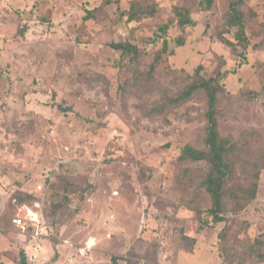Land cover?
<instances>
[{
  "label": "rangeland",
  "instance_id": "rangeland-1",
  "mask_svg": "<svg viewBox=\"0 0 264 264\" xmlns=\"http://www.w3.org/2000/svg\"><path fill=\"white\" fill-rule=\"evenodd\" d=\"M232 1L0 0V264H19L21 250L28 264H264V167L256 198L227 196L215 222L208 164L179 159L186 144L205 148L207 104L203 91L172 98L221 71L230 186L264 163V0L241 6L247 48ZM174 6L196 23L181 26ZM117 42L135 44L136 59ZM28 209L47 227L39 236L13 222Z\"/></svg>",
  "mask_w": 264,
  "mask_h": 264
},
{
  "label": "trees",
  "instance_id": "trees-1",
  "mask_svg": "<svg viewBox=\"0 0 264 264\" xmlns=\"http://www.w3.org/2000/svg\"><path fill=\"white\" fill-rule=\"evenodd\" d=\"M107 2L111 0H106ZM214 0H206L207 6L211 7ZM244 0H234L229 5V20L228 23L231 26L237 28L235 39L237 44L247 48L249 45V38L246 33V26L244 20V14L241 9ZM137 6V5H136ZM135 4L132 5L129 12V19L134 20L137 18L135 13ZM174 11L178 17V22L181 26L194 25L196 20L191 16V12L188 8L182 6H174ZM92 11H88L84 19L91 17ZM24 29L20 28L18 34L24 35ZM158 34V33H157ZM223 41L231 46H234V42L227 38H222ZM178 45H183L181 39L177 40ZM112 47L116 50H120L122 55H132V59H136L139 53V48L131 42H117L111 43ZM169 41L167 38L163 39V45L161 48L162 53L168 52ZM160 57L156 56L151 63L150 71L153 72L156 66L159 64ZM203 70V66L199 65L195 73L200 75ZM225 72L218 71L208 78H193L184 86V88L173 97V102L181 103L189 100L197 91H203L205 94L207 110L205 112L206 118V133H205V148H195L189 144H186L181 149L179 159L181 160H193V161H205L208 166V172L204 179V186L209 192L212 198V207L209 208L210 214L215 222L222 221L221 214L225 210L226 197L232 196V198L239 199V196L243 197L244 204H248L252 199L256 198L258 189V180L260 175V169L264 167V163L260 166L255 164L253 168L252 180L247 187H239L235 190L230 186L231 180L235 174V164L232 160V155L235 153L236 147L233 141L227 137L221 135L219 131V99L220 95L224 92V85L222 83ZM62 111L67 112L69 107H63L61 104L58 106ZM83 197V196H82ZM84 199V198H83ZM69 198L65 197L64 202H68ZM59 207V206H56ZM38 212V211H37ZM39 213V212H38ZM40 215V213H39ZM41 217V215H40ZM47 229V227H46ZM112 264H117L118 256L113 255L111 257ZM19 264H28L27 255L25 251H20Z\"/></svg>",
  "mask_w": 264,
  "mask_h": 264
},
{
  "label": "built area",
  "instance_id": "built-area-1",
  "mask_svg": "<svg viewBox=\"0 0 264 264\" xmlns=\"http://www.w3.org/2000/svg\"><path fill=\"white\" fill-rule=\"evenodd\" d=\"M13 222L17 225L22 226L25 228V226L35 227V236H39L40 233H43L42 231L46 230V226H41V220L40 215L36 210L28 209L27 212L24 214L23 217H17L14 218ZM92 247L89 246V243H87V246L81 250L83 254H86Z\"/></svg>",
  "mask_w": 264,
  "mask_h": 264
},
{
  "label": "bare ground",
  "instance_id": "bare-ground-1",
  "mask_svg": "<svg viewBox=\"0 0 264 264\" xmlns=\"http://www.w3.org/2000/svg\"><path fill=\"white\" fill-rule=\"evenodd\" d=\"M88 243H89V246H91V247H92V245H93V244H91V243H90V241H89Z\"/></svg>",
  "mask_w": 264,
  "mask_h": 264
}]
</instances>
